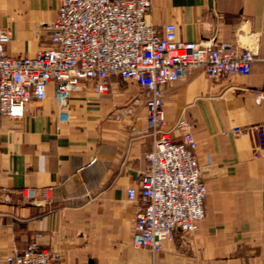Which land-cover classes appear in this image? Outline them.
<instances>
[{
	"label": "crops",
	"instance_id": "crops-1",
	"mask_svg": "<svg viewBox=\"0 0 264 264\" xmlns=\"http://www.w3.org/2000/svg\"><path fill=\"white\" fill-rule=\"evenodd\" d=\"M60 0H0V27H9L5 51L33 56L49 43ZM149 21L176 25L187 41H228L264 57V0H152ZM105 94L75 89L70 117L61 120L53 87L31 99L20 118L0 127V264L39 231L41 246L65 264H264V157L252 137L232 127L264 122V59L246 75L209 78L193 68L164 88V127L180 115L193 123L195 155L207 187L205 216L193 233L176 231L163 251L134 247L135 205L126 190L140 180L152 136L145 111L121 112L138 86L109 78ZM135 173V174H134ZM47 189L43 202L41 190ZM35 196L24 201L23 192Z\"/></svg>",
	"mask_w": 264,
	"mask_h": 264
},
{
	"label": "built area",
	"instance_id": "built-area-1",
	"mask_svg": "<svg viewBox=\"0 0 264 264\" xmlns=\"http://www.w3.org/2000/svg\"><path fill=\"white\" fill-rule=\"evenodd\" d=\"M152 0H60L49 24V43L33 56H14L5 51L11 40L9 27H0V127L3 118H20L31 99H43L50 84L61 120L70 117L69 99L77 88L98 94L110 90L109 78L119 77L132 93L121 112L145 111L144 132L152 136L142 176L126 190L135 205L132 245L152 254L163 251L176 231L193 233L205 216L207 187L195 155L193 123L180 115L164 127V88L198 68L209 78L226 74L246 75L255 59H264L249 46L228 41H187L177 37L176 25L155 27L149 21ZM255 102L264 99L256 91ZM232 134L252 137V154L264 157V122L232 127ZM35 193L22 194L30 201ZM46 203L47 189L41 190ZM37 231L21 248L6 256L7 264H65L61 255L40 245Z\"/></svg>",
	"mask_w": 264,
	"mask_h": 264
},
{
	"label": "water",
	"instance_id": "water-1",
	"mask_svg": "<svg viewBox=\"0 0 264 264\" xmlns=\"http://www.w3.org/2000/svg\"><path fill=\"white\" fill-rule=\"evenodd\" d=\"M134 174H135V173H134ZM138 176H139V177H141V176H142V173H141V172H139V173H138Z\"/></svg>",
	"mask_w": 264,
	"mask_h": 264
}]
</instances>
